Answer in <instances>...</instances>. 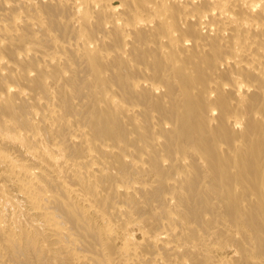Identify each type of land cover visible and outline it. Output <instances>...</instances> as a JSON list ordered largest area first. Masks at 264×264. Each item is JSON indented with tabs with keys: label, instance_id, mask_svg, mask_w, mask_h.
<instances>
[{
	"label": "bare ground",
	"instance_id": "6f19581e",
	"mask_svg": "<svg viewBox=\"0 0 264 264\" xmlns=\"http://www.w3.org/2000/svg\"><path fill=\"white\" fill-rule=\"evenodd\" d=\"M0 264H264V0H0Z\"/></svg>",
	"mask_w": 264,
	"mask_h": 264
}]
</instances>
